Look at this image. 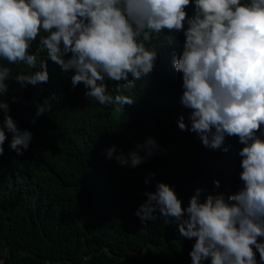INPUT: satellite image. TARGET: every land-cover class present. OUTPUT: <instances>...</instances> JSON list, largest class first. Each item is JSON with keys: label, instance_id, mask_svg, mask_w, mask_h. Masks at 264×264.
<instances>
[{"label": "clouds", "instance_id": "9594fccd", "mask_svg": "<svg viewBox=\"0 0 264 264\" xmlns=\"http://www.w3.org/2000/svg\"><path fill=\"white\" fill-rule=\"evenodd\" d=\"M179 32L185 41L172 63L182 73L180 103L191 110L190 130L211 149H221L226 136L238 137L244 145L238 152L242 186L227 196L209 194L203 202L204 190L197 188L182 207L174 188L158 182L154 192L144 193L147 199L135 215L147 224L159 212L165 224L177 226L179 236L195 238L191 264H264V0H0V61L35 68L37 57L30 50L40 37L48 59L73 71V87L83 83L85 95L100 105H134L133 96L121 91L130 93L136 81L154 71V41L162 38L163 47L172 46ZM10 79L21 87L47 83V62L32 74L15 76L0 63V156L6 132L17 155L33 139L8 114L3 97ZM107 81L116 83L118 94H109ZM51 107L46 98L37 116ZM177 124L188 130L183 116ZM157 148L149 137L127 155L116 154L115 146L106 154L120 166L135 168ZM213 183L220 187L219 180Z\"/></svg>", "mask_w": 264, "mask_h": 264}, {"label": "trees", "instance_id": "16d2710c", "mask_svg": "<svg viewBox=\"0 0 264 264\" xmlns=\"http://www.w3.org/2000/svg\"><path fill=\"white\" fill-rule=\"evenodd\" d=\"M187 11L193 15V7ZM173 35L172 46L163 47L162 38L154 41L158 58L150 76L136 81L130 93L121 91L136 100L131 106L100 105L85 95L83 83L73 87L74 72L48 59L40 37L30 50L37 57L35 68L0 61L13 76L32 74L41 61L47 62L49 73L48 82L37 86L21 87L10 79L9 93L3 97L10 107L8 114L33 139L29 149L17 155L6 132L0 156V261L191 264L195 238L179 236L177 226L165 224L159 212L156 221L143 224L135 211L146 201L144 193L154 192L158 182L174 188L182 207H187L197 188L204 190L201 202L209 194L237 192L242 186L238 152L244 145L238 137L226 136L221 149H211L190 130L191 110L180 103L182 73L172 63L185 37L183 32ZM106 83L109 94H118L115 82ZM46 98L51 111L37 116V106ZM180 116L188 130L178 127ZM2 122L0 110V126ZM149 137L158 148L139 166H120L107 158L106 150L112 146L116 154L127 155ZM139 154L145 156L146 151Z\"/></svg>", "mask_w": 264, "mask_h": 264}]
</instances>
